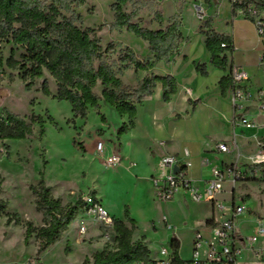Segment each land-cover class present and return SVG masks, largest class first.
I'll list each match as a JSON object with an SVG mask.
<instances>
[{"label": "rangeland", "instance_id": "obj_1", "mask_svg": "<svg viewBox=\"0 0 264 264\" xmlns=\"http://www.w3.org/2000/svg\"><path fill=\"white\" fill-rule=\"evenodd\" d=\"M176 1L184 3L186 0ZM189 1L192 3L194 0ZM112 3L113 0H86V3L77 8L76 12L83 17V23L80 24L82 29L101 28L98 36L102 50H109L106 61L116 68H124L121 56L125 53V49L129 48L128 45L133 46L138 51V56H141L140 54L143 55L145 52L141 50L142 47L145 50L146 42L125 29L112 30L110 28V24L114 21ZM196 6L201 7L204 12L205 8L201 4H195ZM131 9L130 4L126 6L127 11ZM155 11H159L158 4L152 3L140 12L135 22H140L143 27L149 29H158L159 25L154 20ZM220 12L225 15L224 5ZM261 48L264 49V44ZM0 50L5 60L13 57L21 61L24 54V50L13 43L0 44ZM147 58L152 59V57ZM258 59V52H248V50L238 51L235 56L237 63L248 61L251 63L250 68L245 67L244 69L250 74L254 83L250 86L253 93L258 88H264V67L259 66ZM128 71L122 69L120 77L133 84L136 78ZM44 81H47L52 95H55L56 84L47 71L42 78L36 79L28 88L27 83L21 79L19 67L11 69L3 66L0 68V117H5L4 109L11 110L28 122L33 116H38L42 118L45 130L44 135H41V125L35 123L33 134L24 140H0V152H2L0 156V200L6 206L4 213L0 215V264L23 262L29 258L44 256L48 251L50 256H63L65 259L74 256L76 263L80 259L84 264H88L93 262L92 257L96 252L112 248V245L102 238L92 220L88 222V236H94L96 239L88 240L87 236L79 233L76 227L78 215L58 242L46 251L38 252L40 240L37 234L45 224L42 214L35 209L30 186L38 183L41 174L47 185L52 188L54 197L60 198L64 205L74 204L82 196L94 194L95 189H99V193H107L113 200L116 208L114 215L117 218L125 219L126 211L131 217L132 214H136L139 230L143 234L142 239H146L147 246L151 250V257H157L162 247L170 249V242L176 238L181 245V256L184 259H190L195 231L193 227L197 221H203L211 215L212 203L194 202L191 197H186L181 208L172 201L160 202L152 197L145 205V194L137 188L133 179H121L116 182L112 179L108 180V171L103 170L89 154L84 139H92L93 132L100 129L113 137L108 127L118 125L120 128L122 126L117 122V113L111 109L112 107L105 105L106 107L100 108L99 111L89 108L86 118L75 117L69 102L59 101L53 96L48 97L43 94ZM101 91L100 85L96 87L95 92L98 95H101ZM103 117H106V120H103ZM238 141L243 142L240 138ZM256 149L255 147L252 152L246 151L245 154H253ZM231 158L229 154L216 156V159L226 161ZM243 161L245 160L243 159L241 164ZM234 197L236 203L244 201V205L254 212L255 217L264 216L263 181L239 184ZM218 200L225 206L231 204L232 193L228 183L225 185L224 194L218 196ZM143 206L146 207L143 209ZM164 216L172 225L171 229H166L163 223ZM250 220L251 223L249 222L244 228L246 236L252 235L254 231V219ZM28 229L32 232L29 235L27 234ZM81 244L95 245L91 258L81 248ZM263 245L264 239H261L255 244V248L260 249ZM253 256L257 261L263 262L254 253Z\"/></svg>", "mask_w": 264, "mask_h": 264}, {"label": "trees", "instance_id": "obj_2", "mask_svg": "<svg viewBox=\"0 0 264 264\" xmlns=\"http://www.w3.org/2000/svg\"><path fill=\"white\" fill-rule=\"evenodd\" d=\"M256 2L264 9V0H246ZM86 0H0V44L13 43L24 50L22 60L13 57L4 59L0 50V68L7 66L19 67L21 79L31 87L36 79L42 78L47 71L56 84V94L52 92L47 81L42 84V92L53 96L59 101L70 103L75 117L86 118L89 108L97 111L100 102L114 108L121 116H127L128 122L117 130L121 137L134 127L138 114V106L146 96L152 94L157 84H161L164 101H170L178 91V82L171 76H146L135 86L123 83L120 72L122 69L149 70L155 63L165 61L170 63L178 53L182 38L181 13L166 20L160 11H155L154 20L158 29L143 27L139 18L140 12L150 4H158L154 0H113L111 9L114 21L110 24L112 30H122L134 34L148 43V49L153 58L140 60L130 48L125 49L121 56L124 68H116L106 61L109 50H102L98 31L101 28L82 29L83 17L76 12ZM131 5L130 11L126 10ZM237 6H232L235 15ZM254 23V19L247 16ZM211 19L204 23L206 30V49L210 54V63L227 74L219 81L223 96L235 88L231 71L234 46L229 36L216 32L211 27ZM226 44V47H222ZM111 47V45L109 46ZM196 71L203 76L208 75L205 64H196ZM101 86V95L95 92ZM4 118L0 117V140H24L33 134V125H41V135H44V125L41 117L33 116L28 122L22 116L4 109ZM105 119L104 117L102 118ZM2 152H0V156ZM30 190L34 198L35 209L43 216L44 226L38 230L40 240L39 253L46 251L51 245L61 239L83 208L82 199L76 203L63 204L60 198H55L52 188L47 185L43 175ZM1 192V185H0ZM94 195V194H93ZM5 203L0 200V215L5 211ZM125 221L114 218L115 247L96 252L88 264H133L137 261L151 260L150 250L143 240L133 241L136 221L125 212ZM28 229L27 234H31ZM28 238V237H27ZM175 264H184L181 258L180 242L174 238L170 242Z\"/></svg>", "mask_w": 264, "mask_h": 264}, {"label": "crops", "instance_id": "obj_3", "mask_svg": "<svg viewBox=\"0 0 264 264\" xmlns=\"http://www.w3.org/2000/svg\"><path fill=\"white\" fill-rule=\"evenodd\" d=\"M154 1L158 3L159 11L166 20L179 12L181 13L182 38L179 51L172 57L170 63L160 61L155 63L149 70L130 69L128 73L136 78L133 84L128 83L123 77L121 79L124 84L135 86L138 81L146 76L171 75L178 82V91L171 97L170 101L166 102L163 99L162 86L157 84L152 94L146 96L138 106L134 127L129 129L122 137H117L118 125H115L108 127L113 137H110L105 130L100 129L93 132L94 136L92 139H84L89 154L94 157L96 163L103 170L108 171V180L112 179L116 182L121 179H133L137 188L145 194V205H147L149 199L155 198L152 179L162 176L165 171L161 164L163 157L172 155L178 157L181 163L190 162L191 167L187 170L188 175L194 180V185L202 189L211 178L213 167H222L235 161V152H220V145H227L233 150L235 143H237L244 154L246 151L252 152L253 148L256 147L253 134L257 132L254 130L244 132L233 124L234 108L231 103V92L223 96L219 87V81L227 72L215 68L210 63V54L206 49V37L203 34L206 30L204 23L211 19V27L216 32L231 38L234 46V53L232 54L233 65L242 68H250L251 66L249 61L246 63L236 62L235 56L238 51L258 52L259 57L264 53V49L261 48L264 41H259L255 24L238 10L233 15L229 0H194L192 3L188 2V0L184 3L176 0ZM195 4H201L205 8L204 17L201 20L196 15ZM223 5L226 7L225 15L220 12ZM128 47L134 50L133 52L140 60H148L147 57L153 58L147 42L144 47L145 50L142 47L141 51L145 52H143V55L140 54L141 56H138L139 53L133 46L128 45ZM198 63L205 64L208 71L207 76H203L196 71L195 65ZM251 83L253 81L249 74L248 86H251ZM105 105L107 104L103 101L100 102L101 109H104ZM111 109L115 111L114 108ZM113 113L111 114L114 117ZM115 113L117 112L115 111ZM254 114L255 111H252L253 118L255 117ZM117 115L119 125L128 122L127 116H121L118 113ZM257 119L263 121L264 116H259ZM239 138L243 140L242 143L238 141ZM98 140L105 141L106 155L118 152L122 157V163L113 168H105L95 150V144ZM185 151H187L188 155H185ZM219 154H229L232 158L228 161L216 159ZM227 183L230 185L232 193V186L229 182ZM225 185L220 195L224 194ZM98 190L95 189L94 195L98 196L97 198L109 214L113 218L125 221L126 225L130 227L126 219L117 218L114 215L115 204L107 193H99ZM186 197H190L189 193L181 191L175 196L172 203L182 208L181 204ZM233 197L232 193V201ZM145 207L143 206L142 208L144 209ZM211 207V215L203 221H197L193 230L196 231L204 223L212 221L214 218L221 219L213 204ZM78 215L79 219L76 227L79 229L82 221H86L88 224L91 218H87L81 212ZM164 217L168 221V218ZM131 218L136 221L137 227L133 234V241L143 240V234L139 230L137 215L132 214ZM95 226L97 228V225ZM88 232L89 225L87 233L83 236H87L86 239L88 240L96 239L94 236H88ZM143 241L147 246L146 239ZM260 247V250L264 252V245ZM81 248L91 258L95 245L81 244ZM36 257H38L39 264H84L80 259L76 263L74 256H69L66 259L63 256H50L49 251L44 256ZM33 258L10 264H27ZM181 258L184 259L182 256ZM261 260L263 262L257 261L250 250H247L243 256L244 264H264V253Z\"/></svg>", "mask_w": 264, "mask_h": 264}, {"label": "built area", "instance_id": "obj_4", "mask_svg": "<svg viewBox=\"0 0 264 264\" xmlns=\"http://www.w3.org/2000/svg\"><path fill=\"white\" fill-rule=\"evenodd\" d=\"M260 0H258L259 2ZM231 6H237V10L246 17L254 19L256 32L260 42L264 41V9H260L258 3L246 0H229ZM198 19H203L204 13L201 7L196 6ZM223 44L222 47H226ZM259 66L264 67V53L258 59ZM235 88L231 91V103L234 108L233 124L244 132L256 131L253 138L256 140V151L245 155L237 143L233 150L227 145H220L219 150L223 153L235 152V161L222 167H213L211 178L200 189L194 185V180L188 175L190 162L181 163L178 157L168 155L162 158L161 164L164 172L160 177L152 179L155 198L160 202L172 201L181 192H188L192 201H207L219 212L221 219L214 218L200 226L194 233L190 259L184 264H244L243 256L247 250L262 258L263 251L255 248L259 240L264 239V216L255 217L254 212L244 205V201L236 203L235 197L231 204L225 206L218 200L223 192L224 185L229 182L232 186L233 195L239 184L250 182H264V120L259 121V116H264V88H259L253 93L248 86V72L237 65H233L231 71ZM190 93V92H189ZM255 111V117L252 116ZM95 150L102 165L109 169L122 163V157L118 152L106 155V143L98 140ZM185 155H188L185 151ZM243 163L241 164L242 160ZM175 168H178L175 171ZM83 213L91 218L106 243L115 247V222L100 200L93 194L81 197ZM254 219V231L250 236L244 232L245 226ZM166 229L172 225L163 218ZM79 231L82 235L88 231L86 221L80 223ZM27 264H39L38 257L30 259ZM133 264H175L171 248L162 247L157 257L149 261H137Z\"/></svg>", "mask_w": 264, "mask_h": 264}, {"label": "water", "instance_id": "obj_5", "mask_svg": "<svg viewBox=\"0 0 264 264\" xmlns=\"http://www.w3.org/2000/svg\"><path fill=\"white\" fill-rule=\"evenodd\" d=\"M178 170V168H175V171H177Z\"/></svg>", "mask_w": 264, "mask_h": 264}]
</instances>
